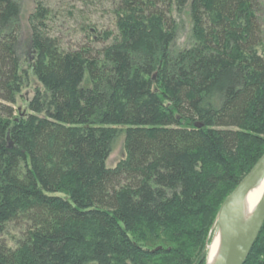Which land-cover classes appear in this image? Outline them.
I'll return each mask as SVG.
<instances>
[{
    "label": "trees",
    "instance_id": "16d2710c",
    "mask_svg": "<svg viewBox=\"0 0 264 264\" xmlns=\"http://www.w3.org/2000/svg\"><path fill=\"white\" fill-rule=\"evenodd\" d=\"M35 2L41 87L17 118L21 5L0 0V264H193L179 238L264 156L259 1L192 0L194 43L175 54L174 0H121L117 36L91 29L76 49ZM120 131L128 155L109 168ZM245 264H264V226Z\"/></svg>",
    "mask_w": 264,
    "mask_h": 264
},
{
    "label": "rangeland",
    "instance_id": "374dc122",
    "mask_svg": "<svg viewBox=\"0 0 264 264\" xmlns=\"http://www.w3.org/2000/svg\"><path fill=\"white\" fill-rule=\"evenodd\" d=\"M21 5L20 14V37L18 55L20 58V71L23 74V85L16 97L14 105L15 117L24 118L29 114V104L32 101L36 90L41 84L33 74V67L36 63V52L32 46V32L29 25V17L36 8L35 0H18ZM51 11V18L48 21L49 30L54 37L59 38L61 44L67 49H76L80 45H86L88 36L95 30L97 36L104 35L105 32L113 33L117 36L115 11L120 6L121 0H42ZM192 0L178 8L176 0L171 13L177 26L176 39L172 46V52L178 53L191 47L193 39V21L190 15V5ZM260 10L257 19L262 31V43L257 49L260 55H264V0H258ZM113 39V37H112ZM110 39L109 43L112 42ZM108 44V43H107ZM99 47L103 43L98 44ZM125 131H120L113 142L112 151L107 160L109 168L116 167L127 158ZM211 213V212H210ZM205 213L200 219L192 222L193 227H189L188 232H184L177 244L187 253L193 264H209V246L217 231L218 214ZM219 213V212H218ZM20 226L14 223L9 226L8 235L3 240L11 248H16L14 238H19L21 233ZM200 238V242L197 243ZM206 249L205 261H202V253Z\"/></svg>",
    "mask_w": 264,
    "mask_h": 264
},
{
    "label": "water",
    "instance_id": "95a60500",
    "mask_svg": "<svg viewBox=\"0 0 264 264\" xmlns=\"http://www.w3.org/2000/svg\"><path fill=\"white\" fill-rule=\"evenodd\" d=\"M263 182L264 156L219 210L216 233H220V247L212 264H245L264 226V194L251 215L246 211V198Z\"/></svg>",
    "mask_w": 264,
    "mask_h": 264
},
{
    "label": "bare ground",
    "instance_id": "6f19581e",
    "mask_svg": "<svg viewBox=\"0 0 264 264\" xmlns=\"http://www.w3.org/2000/svg\"><path fill=\"white\" fill-rule=\"evenodd\" d=\"M155 79V78H154ZM264 194V182L252 189L246 198V211L248 215L253 214ZM220 247V233H216L209 246L208 263L212 264L218 255Z\"/></svg>",
    "mask_w": 264,
    "mask_h": 264
}]
</instances>
